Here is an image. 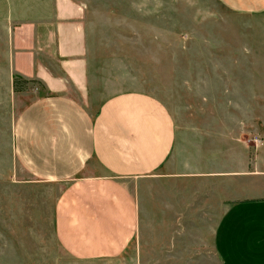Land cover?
I'll return each instance as SVG.
<instances>
[{"label":"crops","instance_id":"obj_1","mask_svg":"<svg viewBox=\"0 0 264 264\" xmlns=\"http://www.w3.org/2000/svg\"><path fill=\"white\" fill-rule=\"evenodd\" d=\"M52 1L25 22H14L16 4L0 18V69L20 99L15 76L42 87L16 113L11 146L33 179L60 184L57 245L80 264H264V123L250 163L240 141L194 134L180 143L174 117L150 93L110 95L91 110L73 95L91 87L93 30L104 22L86 0ZM217 1L264 14V0Z\"/></svg>","mask_w":264,"mask_h":264},{"label":"rangeland","instance_id":"obj_2","mask_svg":"<svg viewBox=\"0 0 264 264\" xmlns=\"http://www.w3.org/2000/svg\"><path fill=\"white\" fill-rule=\"evenodd\" d=\"M86 2L104 26L93 30L98 36L89 65L91 87L75 99L92 110L110 95L150 93L171 112L180 143H194V134L214 145L240 141L251 163L263 140L264 14L239 15L217 0ZM12 4L14 22L20 23L30 13L51 12L53 1L0 0V18ZM20 87L14 90L25 91L21 99L7 88L0 69V264H80L54 238L60 184L33 179L13 157L12 122L42 89L35 80ZM241 159L238 155L236 163Z\"/></svg>","mask_w":264,"mask_h":264},{"label":"trees","instance_id":"obj_3","mask_svg":"<svg viewBox=\"0 0 264 264\" xmlns=\"http://www.w3.org/2000/svg\"><path fill=\"white\" fill-rule=\"evenodd\" d=\"M19 78L15 77L14 81H13V88L16 90V91H19L20 90V86H22L24 83H26L27 81L26 80H22V84L20 82V80L18 81ZM20 85V86H19Z\"/></svg>","mask_w":264,"mask_h":264}]
</instances>
